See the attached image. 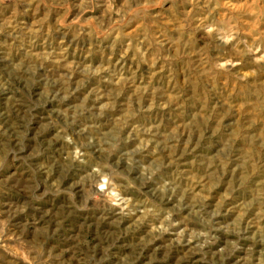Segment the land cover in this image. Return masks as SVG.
<instances>
[{"label":"rangeland","instance_id":"1","mask_svg":"<svg viewBox=\"0 0 264 264\" xmlns=\"http://www.w3.org/2000/svg\"><path fill=\"white\" fill-rule=\"evenodd\" d=\"M0 264H264V0H0Z\"/></svg>","mask_w":264,"mask_h":264}]
</instances>
